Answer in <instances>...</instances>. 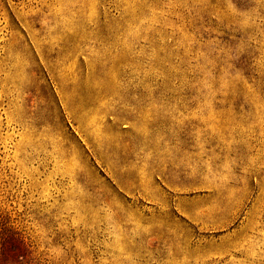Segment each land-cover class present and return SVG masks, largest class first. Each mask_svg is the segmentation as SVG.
Wrapping results in <instances>:
<instances>
[{"label":"rangeland","instance_id":"374dc122","mask_svg":"<svg viewBox=\"0 0 264 264\" xmlns=\"http://www.w3.org/2000/svg\"><path fill=\"white\" fill-rule=\"evenodd\" d=\"M0 264H264V0H0Z\"/></svg>","mask_w":264,"mask_h":264}]
</instances>
